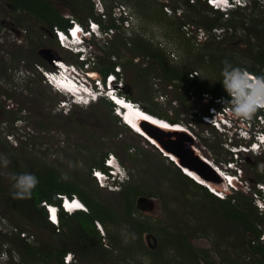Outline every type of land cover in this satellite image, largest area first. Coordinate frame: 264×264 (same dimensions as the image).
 Returning a JSON list of instances; mask_svg holds the SVG:
<instances>
[{
  "label": "rangeland",
  "instance_id": "1",
  "mask_svg": "<svg viewBox=\"0 0 264 264\" xmlns=\"http://www.w3.org/2000/svg\"><path fill=\"white\" fill-rule=\"evenodd\" d=\"M52 1L63 16L76 18L82 23L88 22L91 16L89 11L94 6L93 0ZM104 1L108 5L116 1L122 3L128 6L130 15L136 16L128 24L130 27L129 30L126 29V34L122 31L112 40L122 50V58L119 59L122 63L132 59L129 67L122 68L126 77V89L133 92L142 106L163 112L177 120L176 122L193 123V136H190L197 139L195 146L202 148L204 154L212 160L230 161L233 156L228 151L230 149L223 146L225 138L201 123L199 118H192L195 114L198 116L199 111H205L204 94L201 96L194 90V93L184 96L186 102L180 101L183 88L178 83L165 79L159 69L152 72L143 70L151 60L133 51L134 44H124L126 38L133 41L142 36L143 39L151 40V45L163 50L172 64L180 60L193 63L196 68L194 74H199L198 78L203 81L204 87L215 94H225L220 81L223 61L228 60L243 69L251 66L259 69L262 65L258 61L260 51L264 50V35H253L250 38L248 32L256 28L262 30L264 11L251 7L234 14L233 17L230 15L227 18L225 14L224 17L228 20L223 19V22L227 24L231 21L234 26L239 25L238 30L235 27L230 29L220 26L218 32L212 33L213 29L210 33L204 27L205 22L215 20L222 11H208L203 1L199 4L197 0H190V5L184 4L182 0ZM132 3L136 6L133 7ZM189 6L195 7L188 8ZM196 7L202 13L195 14L194 17L193 8ZM13 11L14 8L8 1L0 0V251L7 252L0 264H24L22 255L7 240L17 237L16 234L8 232L15 227L34 234V244L59 246L58 238L52 236L49 230L35 226L18 211L7 207L5 201L13 191V173L44 172L46 169L56 170L66 179L71 178L80 183L88 192L94 193L102 201L105 200L120 215L117 225L108 223L109 231L112 232L110 238L105 226L106 234L100 232L107 250L91 246L89 262L83 263L163 264L165 261L162 260L165 258L173 261L180 257L175 242L169 245L170 241L164 239L165 244H162L157 234L152 232L143 233L140 238L137 227L123 213L124 203L121 196L96 185L91 176L90 165L95 163L94 158L110 153H115L128 168L131 174L130 183L142 189V194L136 199L137 223L150 222L161 230L164 228L174 238L180 236V244L188 242L201 255L208 252L216 264L223 263L225 258L232 264H253L254 256L245 244L249 239H254V235L245 234L244 228L226 217L209 199L182 184L177 177L178 171L184 175L182 170L150 142L120 124L112 115L107 101L100 100L87 107L73 106L68 114L67 109L61 110L58 107L62 96L44 84L36 67L39 57L42 59L39 52L43 49H50L52 52L57 50L69 63H76L75 57L57 47L52 34L35 15ZM18 14L26 16V23L18 22ZM242 20H246L244 27L240 25ZM169 23L172 25L168 26ZM181 23H187L195 31L203 29L207 36L201 34L204 40L198 42L177 27ZM173 31L179 39L174 40L167 36L168 32L173 34ZM91 47L94 55L104 54L103 48L98 47L95 42H91ZM44 55L50 57L49 53ZM203 57L210 60V67L203 61ZM103 60V63L119 62L118 59L114 61L115 58L108 57ZM79 67L86 69L82 65ZM89 69L97 71L98 76H101L98 64H92ZM20 119L25 120L27 126L33 130L32 133L29 132L30 135L26 136L28 127H23V130L16 127L17 121V126L21 124ZM8 134L14 136L12 141ZM165 140L171 144L172 149L177 150L179 145H184V140L178 138ZM240 143L243 142L238 141ZM240 154L239 166L244 172V179L243 185L238 184L237 187L244 191L248 199H254L258 191L257 185L264 183L261 179L264 177V153L261 156H255L253 152ZM193 159L197 161L194 156ZM5 160L7 164L4 163ZM204 171L207 169L204 168ZM141 198L147 202L139 206L138 200ZM233 203L237 201L233 200ZM253 211L257 217L263 216L260 229L264 230V213L262 214L259 207L257 210L253 208ZM148 235L155 237L156 241L151 239L147 242ZM113 236L117 238L115 241L118 247L110 242ZM260 240L264 242V234ZM134 258L141 261L137 262ZM78 262L81 263L80 259ZM30 264L47 262L31 261Z\"/></svg>",
  "mask_w": 264,
  "mask_h": 264
},
{
  "label": "trees",
  "instance_id": "2",
  "mask_svg": "<svg viewBox=\"0 0 264 264\" xmlns=\"http://www.w3.org/2000/svg\"><path fill=\"white\" fill-rule=\"evenodd\" d=\"M6 1H8L11 7L14 8L13 12H17V13L22 12L25 14L35 15L42 23L45 24V28L49 30V32L53 31V28L55 26L60 28H66L69 25V18L63 16V14L57 8L55 2L52 0H6ZM182 1L184 2V4L187 5L191 4L189 2L190 0H182ZM200 2L201 0H198L199 4ZM104 3L106 4L107 7L106 10L109 12L110 18L112 19V13H113L112 9L117 3V1L109 5L107 4L106 1H104ZM132 4L133 7L136 6L135 3ZM204 5L206 6L205 8L208 9V11H212L214 13H220L219 10H215L209 7L205 2ZM192 7L195 6H189L188 8H192ZM251 7H257L262 11H264V5L255 0L254 3L249 7L239 8L237 10H233L230 13L226 14L227 18H229L230 15H232L233 17L234 14L241 13L240 11L249 9ZM193 10L195 11L194 17L195 14L199 15V13H202V10L201 11L197 10V7L195 9L193 8ZM89 14L91 15L90 17H94L97 20H100V17L95 13L94 6L89 11ZM224 15L225 13H220V15L215 20L205 22L204 27L207 29V31L211 33V31L214 28H220V26H227L230 29H233L232 27H235L238 30L239 25L234 26L231 23V21L227 24L223 22V19L228 20L224 17ZM16 17L20 24H24L27 21L25 15L22 16L18 14ZM245 21L246 20H242L240 22V25L242 27L246 25ZM186 24L181 23L177 27L179 29L180 28L183 29V27L186 26ZM109 25L119 28V26L115 23L114 19L111 20V23ZM167 25L171 26L172 24L169 23ZM103 27L105 29L107 26L103 25ZM175 34L177 33H175L174 31L173 34L168 32L167 36H171V38L174 40L179 39V37L175 36ZM248 34L250 38L253 35L263 36L264 27H262V30L261 28L251 29L250 32H248ZM114 43L115 42H112L111 45H109L106 49H103L104 51L103 55L98 56V63L100 66V70L104 75L115 71L114 66L118 63H121L125 69L126 67H129L132 63L131 58L128 59L129 62L126 61L125 63H122L119 60L122 58V50L117 46V44ZM128 43H130L131 45L134 44L133 51L139 53L140 55H143L144 58L151 60V62L147 64L146 68H144L143 70H147L146 72H152L153 70L159 69L164 74L165 79H167L170 82L178 83L180 87L183 88L184 91L182 94L183 97L180 98V101L186 102L184 96H188L189 93L190 94L194 93L193 92L194 90L199 92L201 96L203 94L204 95L209 94L216 97L228 96L227 93L215 94L207 87H204L203 81L198 78L199 77L198 73L196 76L192 77L191 75L196 71L195 70L196 68L194 67L193 63L191 64V62L189 63L188 61L182 62L180 60V62H178V63L182 62L180 65H176L178 63L172 64V62H170V60L166 57V54L163 50L159 48H155L154 46L151 45V40H147L146 38L143 39V37L140 36L138 37V39L133 41L126 40L124 45L127 46ZM259 56L260 59L258 62L262 64L261 67L257 69L255 66H251L246 68L245 70H249L260 76V75H264L263 74L264 50L260 51ZM105 57L116 58L119 60V62L112 61V63H103L104 61L103 58ZM203 59H204L203 61H205V63L208 64V66L210 67L211 65L210 60H208L207 57L205 58L203 57ZM36 63L47 65V62L43 60V58L40 59V57L38 62ZM189 64L191 65V67ZM122 93H124L128 98L132 100L134 99L136 100V97L133 94V92L127 90L126 87ZM143 108L146 111L154 115H157L161 118L168 119L169 121L172 122L177 121L173 118H170L169 116H166L165 113L158 112L157 110L152 109L148 106L143 105ZM110 110L112 113V109ZM259 112L260 111H257V113ZM13 119H17V118H13ZM106 155L107 154H102L100 158L97 157L94 158L95 163H92L90 165L91 169L93 167H104V159ZM32 173H34L38 177L39 183L33 189L31 198L14 199L11 192L8 198H6L5 200L6 206L18 211L23 218L29 220L30 222L35 224V226L49 230L52 236L58 238L59 246L49 247L48 244H38V243L34 244L33 241L34 239H36L34 234L28 231H24L22 229L23 232H27L29 236H33V238L26 239V238H21L20 234H17V232L13 230H8V232L17 235V237L7 238V240L9 239L8 241L12 243L15 249H17L20 255H22L23 257L22 263L30 264L31 261L32 262L45 261L47 262V264H65L64 256L70 252H73L76 257L78 256V259H80L81 262H85V261L89 262L88 255L92 247H97L98 249L101 248L103 250H107V248L104 247L103 237L100 235V231L96 226V222L102 223L103 226H105L108 231H109L108 223L117 225L120 221V215H118V213L115 210H113L112 206L108 204L105 200L102 201L94 193L91 194V192H88L87 189H85L80 183L72 180L71 178L66 179L62 174H60L56 170L46 169L44 170V172L38 171ZM177 177L179 178V181L182 184H184L185 186H189L190 188H192L193 191L201 194L200 196L203 195L204 197L209 199L210 202L213 203L216 207H218V209L226 217L235 221L240 227L244 228L245 234L247 233L253 234L255 238L249 239V241L246 244L245 243L244 244L245 246L247 245L249 249H251L252 255L254 256L253 264H264V242L260 240L262 234H264V230L260 229L263 223V216L257 217L255 215L253 208L257 210V207L254 204V199L252 197L251 199H248L244 191L240 190L239 188H237L236 190L237 195L235 196L232 195L227 199H220L217 196L210 193L207 188L197 184L191 178L183 175L180 171H178ZM261 179L264 180V177ZM117 193L123 199V203H124L123 213L125 214V217L134 223V227H137V229L136 228L135 229L137 230L138 236H140V238L142 237L143 233L152 232L157 234L162 244H165L164 239L166 241L168 240L170 241L168 243L169 245H171L172 242H175V248L178 251L180 257L174 258L173 261L170 258H165L164 260H162L165 261L163 264H216L215 261L211 259L210 257L211 255H209L208 252L205 251V253L201 255L197 252L195 248H192V246L189 245L188 242L185 241L183 245L180 244L179 243L181 240V238H179L180 236L174 238V236L170 232L168 231L166 232L164 228L161 230L158 226H155L150 222L140 221L137 223L135 219V213L137 211L136 199L140 194H142V189L140 186L136 184H131L129 182L128 184L123 186L120 192ZM59 194L60 195L66 194L69 196L71 195L79 196L88 206V212H78L73 215H67L63 213L61 215L60 227L54 226L48 221L47 212L45 207L42 206V202L45 201L52 204H58L60 202V199L58 198ZM233 200H236L237 203H233ZM111 235L112 232L109 231V238L111 237ZM115 239L117 238L113 236L110 242H112L113 244H115L116 247H118V243L115 241ZM78 259H76L77 262L74 264H78ZM136 261L140 262L141 260L137 258ZM219 264H232V263L227 258H225L224 262Z\"/></svg>",
  "mask_w": 264,
  "mask_h": 264
},
{
  "label": "clouds",
  "instance_id": "3",
  "mask_svg": "<svg viewBox=\"0 0 264 264\" xmlns=\"http://www.w3.org/2000/svg\"><path fill=\"white\" fill-rule=\"evenodd\" d=\"M230 1L233 4L229 5L228 2L226 4L225 9H220L219 7H217L216 9L214 6H212L211 8L213 9L215 8L216 10H220L222 11V13H225V12H231L233 10H237L239 8L249 7L247 5H239L237 3L238 0H230ZM102 2L101 0H93L95 13L100 17V20H97L94 17H89L88 22L86 21L85 23H82L78 19L74 18L76 21V26L74 27L73 31L70 32L69 28L72 26L73 23L71 22L72 18H69V25L66 28L58 27L63 31L62 32L63 34L61 35V39H58L54 31V28L53 31L50 32L56 42L57 47H59L60 50L70 52L75 57L76 63H72V64L76 66L75 67L76 69L70 68L68 66L69 62L63 56L59 55L57 50H54L52 52L50 49L47 50L50 51L49 53L50 57L53 58L52 62H49V60H47L46 59L47 57L45 56L46 58L43 57L42 58L47 62V65L36 63V67H38V70L40 72V75L42 76V81L44 82V84L48 86L54 93L62 96V99L58 103V107L61 110L67 109V114L71 111V107L73 106L87 107L92 105L93 103L99 102L100 100H105L109 104L110 109H112V115L119 120L120 124L126 127L131 133L138 135L145 141L152 142L154 140L151 137H149L142 129H137V127L134 128L130 126L128 122H126L127 121L126 116L128 115L129 112L127 107L135 106L137 108H142L143 110L145 109L143 108L140 102L132 100L128 98L124 93H122L126 87L125 86L126 81H124L125 83H123L122 89H118L119 86L118 81L120 79V74L116 72V67L121 66L123 68V65L121 63L116 64L114 66L115 71L110 72L106 75H104L101 72L99 66V72L101 73L100 74L101 76H98L97 71L91 70L89 69L90 67H87L88 64L92 65L93 62L92 57H95L96 59L95 64H93V66L97 64L99 65L98 56L94 55L95 53L92 50L91 42H95L98 47L101 46L103 49H106L113 42L112 40L117 34H121L122 31L125 32L126 29L129 30L130 26L128 24H130L133 21V18H136L135 15L129 14L128 6H125L122 3L119 4V2H117L112 9L113 10L112 19H114L115 23L119 26V28L109 25L112 19L110 18L109 12L106 10L107 9L106 4L104 3L103 0ZM118 5L123 6L125 10L122 11V13L115 14V7ZM103 13H106L108 18L104 19L102 17ZM92 23L94 24V26H92ZM103 25H106L107 27L104 29ZM184 27H183V31H185L186 34L188 32L186 27H188V30L189 31L191 30L193 32V35L190 37L191 38L194 37L195 40H198L200 30L202 29L200 30L198 29L197 31H195L193 30V28L191 29L190 25L187 26V24ZM109 29H112L114 32L110 33ZM106 32H108V34L110 35L106 34ZM126 40L129 41V38H126ZM171 57L175 58L174 56ZM116 60L117 59L115 58L114 61ZM79 65L85 66L86 69L80 68ZM247 71L239 66L233 65L230 61L225 60L223 61V67L221 68L222 79L220 80L225 92L230 97V100L227 101L226 103L230 106V112L232 117L237 119H244V120L251 119L257 111H260L259 113H264V75L256 76L255 78H253ZM123 76L124 79H126L125 74ZM59 80H61L64 83H61V81ZM71 83L74 85L75 88L74 90L68 89ZM64 84H66V86H64ZM63 101H66V103ZM118 101H121L122 103ZM134 103H138L139 106L135 105ZM17 120H19V118H17ZM20 120H21V124L18 126L16 125V127L22 130L23 127L24 129L28 127V134L26 136L30 135L29 132L32 133L33 130L29 126H27L25 120L24 121H22L23 119ZM169 123H178V122L170 121ZM6 125L7 124L5 123V126ZM239 127L240 126L237 125L234 130L232 129L231 134H229L228 132L220 133L216 129H212V130L225 138L226 142L223 146L226 147V149H230L228 151L230 152L237 151L239 153L245 152L249 154H251L252 152L254 153V149L248 147L253 138L252 137L254 134L252 133L253 130L250 129V134L252 136H248V135L245 136L239 131ZM145 130H147L151 136L156 138V140L161 141V139L158 138L157 135L155 134L154 128L145 125ZM229 138H231L230 141H228ZM194 140L196 141V139ZM238 141H242L243 143L240 144H245L246 149H244L242 145L238 144ZM227 143L230 145V148L227 146ZM159 149H160L159 151H161V153H163V155L166 158H170V160L182 170L185 176L191 178L197 184L207 188L210 193H212L213 195L217 196L220 199H227L230 196L234 195L235 191L238 188L237 187L238 184L243 185L244 172L239 166L238 159L234 160L233 157H231V160L228 162L227 161L217 162L216 160H213V162L215 163H211L213 167L207 169V173L205 174V177L208 179H205L200 177L199 175L194 176L189 171H186L184 167H182L179 163H177V161H175L169 154L164 152L160 147ZM4 163L7 164V160H5ZM262 164L264 165V162ZM94 168L100 169V171H105L107 174H109V171L112 170L114 173H111L109 175L115 176V179L120 182L122 188L124 185L128 184L131 181V174L128 168L120 161L118 157L115 156L105 157L104 167H93L91 169V176L93 175ZM239 169L241 171H239ZM11 179L13 181L12 196L14 199L31 198L33 189L39 183L38 177L31 172L13 173L11 175ZM122 188L120 190L108 191V192L117 193L120 192ZM257 190L258 191L256 192L255 194L256 196L254 198V204L256 207L260 208L263 214L264 213V183L258 184ZM72 196L73 195L69 196L66 194L65 195L59 194L58 198L60 199V202L58 204H52L45 201L42 202V206L45 207L47 212V219L51 224H53L56 227H60L61 215L63 213L67 215H73L78 212H88L87 205L77 195H75L77 196L76 199H78L76 201L81 202L79 208L76 207L75 209L70 210L67 206H65L64 204L65 199H71ZM85 205L86 207H83ZM50 216L52 219L50 218ZM1 226H3V224H1ZM96 226L102 234H106L105 228L102 223L96 222ZM15 232H17V234H20L23 231L18 229ZM70 253L73 254V252ZM6 256H7V252L5 251L0 252V260L5 259ZM78 264H85V263L78 262Z\"/></svg>",
  "mask_w": 264,
  "mask_h": 264
},
{
  "label": "built area",
  "instance_id": "4",
  "mask_svg": "<svg viewBox=\"0 0 264 264\" xmlns=\"http://www.w3.org/2000/svg\"><path fill=\"white\" fill-rule=\"evenodd\" d=\"M193 1L194 0H192V2ZM201 1L207 3V5L209 7L214 6L216 9H217V7H219L220 9H225L226 4L228 2H229V5L233 4L230 0H221V1L220 0H201ZM254 1L255 0H238L237 3L239 5L250 6V4L254 3ZM256 1H258V2H260V3H262L264 5V0H256ZM124 10H125V8L123 6L118 5V6L115 7V14L122 13V11H124ZM225 14H228V12H225ZM102 17L104 19L108 18L106 13H103ZM71 22L73 24L69 28L70 32H72L74 27L76 26V21H75L74 18L71 19ZM92 26H94L93 23H92ZM186 29L188 31L187 34L189 36H192L193 32L191 30L189 31L188 27H186ZM54 31H55L58 39H61V35L63 34L62 33L63 31L60 28L56 27V26L54 27ZM218 31H219V28H214L213 33L214 32H218ZM109 32L113 33L114 31L112 29H109ZM106 34H108V32H106ZM201 34L206 35L203 29L200 30V34H199L198 40H197L198 42H202L204 40L203 39V35L200 36ZM108 35H110V34H108ZM61 41H63V40H61ZM92 60H93L92 64H95V61H96L95 57H92ZM68 66L70 68H72V69H76L75 68L76 66L74 64H72V63L71 64L68 63ZM87 67H91V64L90 65L88 64ZM116 72L120 74V79L118 81V85H119L118 89H122V85H123V83L125 81L124 76H123L124 74H123V71H122V67L121 66H117L116 67ZM247 72L253 78H255L256 76H259L257 74H254V73L250 72V71H247ZM263 74H264V68H263ZM196 75H197V72L195 74L193 73L191 76L193 77V76H196ZM203 97L205 98L204 99V104H206L205 111H201V112L199 111L198 116H197V114L192 116L193 119L196 120L197 118H199L198 120H200L201 123H203L204 125L209 126L211 129H216L220 133L228 132L229 134H231V130L232 129L234 130L236 128V126L238 125V126H240L239 127V131L242 134H244L245 136H247V135L248 136H252L250 134V129H252L253 130L252 133H254V134L252 136L253 137L252 141H251V143L249 144L248 147L254 149L255 156L263 155V153H264V113H257L256 112L253 115V117L251 119H248V120L233 118L232 115H231V112H230V106L226 103L227 101L230 100L229 96H227V97H216V96H212V95H209V94H205V95H203ZM63 102L66 103V101H63ZM134 104L139 106L138 103H134ZM18 123L19 122L17 121L16 125ZM178 123L182 126L183 129L188 130L189 131L188 133L191 136H193L192 133H191V131L193 132V129H194L193 128V123H185L183 121L178 122ZM174 127H180V126L179 125H174ZM9 135L10 134H8L9 139L13 140L14 136H9ZM194 139H196V138H194ZM230 140H231V138L228 139V141H230ZM240 145H242V147L244 149H246V145L245 144H240ZM227 146L230 148V145L228 143H227ZM230 153L233 156L234 160L235 159L239 160L240 155H241L239 152L232 151ZM108 163H109V161H108ZM239 171H241V170L239 169ZM111 173H114V172L112 170H110L109 174H111ZM109 174H107L105 171H100V169L94 168L92 177L94 178L95 182L97 183V185L100 188H104V189L107 188V190H109V191L120 190L122 188L120 182L115 179V176H113V175L110 176ZM76 198H77V196L73 195L71 199H65V203H64L65 206H66V202H71L72 203V202H75L76 200H78ZM78 202L81 205V202L80 201H78ZM83 207H86V205L83 206ZM50 218H51V216H50ZM99 226H100V224H99ZM17 230H18L17 228H14V231H17ZM20 235H21L22 238H26V239L27 238H33V236H29L27 232H21ZM76 259L77 258H76L74 253L73 254L72 253H68V254H66L64 256L65 264H74L76 262Z\"/></svg>",
  "mask_w": 264,
  "mask_h": 264
},
{
  "label": "bare ground",
  "instance_id": "5",
  "mask_svg": "<svg viewBox=\"0 0 264 264\" xmlns=\"http://www.w3.org/2000/svg\"><path fill=\"white\" fill-rule=\"evenodd\" d=\"M59 81H61V80H59ZM61 83H64V82L61 81ZM64 86H66V84H64ZM68 89L74 90L75 89L74 85L71 83L70 86L68 87ZM118 102L122 103L121 101H118ZM126 102H128V101H126ZM127 108L129 110V112H128V115L126 116V120H127L126 122H128V124L130 126L134 127V128L137 127V129H142L149 137H151L154 140V141H152L153 144H152L151 141H148V142H150L151 145L155 146L158 150H160L159 149V147H160L164 152L169 154L175 161H177V163H180V159L175 153L168 152V150H166L165 147H164V143H162L161 141L156 140V138L151 136L149 134V132L147 130H145V125H147V126H149L151 128L157 127V128L163 129V130L169 129V130H173V131H181V132H184V133H187L189 131L186 130V129H182V126L179 123H169L166 119H162V118H160V117H158V116H156V115H154V114H152V113H150V112H148L146 110H143L142 108H137L135 106H130V107H127ZM174 125H179L180 127H174ZM155 130H156V128H155ZM187 144L190 146V148L192 150H194V152L196 154L202 156L203 159L207 160L210 163H215V162H213L212 159H210L208 156H206L204 154L202 148L197 147L195 145L193 146V145H191L189 143H187ZM110 156L118 157L115 153L107 154L105 157H110ZM184 169L186 171H189L190 173H192L194 176H197V174H195L191 169L187 168L186 166L184 167ZM232 181H233V179H232ZM76 205H79V207H80V203L78 201H76L74 203L66 202V206L70 210L75 209L77 207Z\"/></svg>",
  "mask_w": 264,
  "mask_h": 264
},
{
  "label": "water",
  "instance_id": "6",
  "mask_svg": "<svg viewBox=\"0 0 264 264\" xmlns=\"http://www.w3.org/2000/svg\"><path fill=\"white\" fill-rule=\"evenodd\" d=\"M39 53H41L43 58L45 57V53H50L49 50L47 49H43L42 51H40ZM47 60H49V62H52L53 58L52 57H47ZM154 128V127H153ZM156 128L155 134L157 135L158 138L161 139V142L164 143V147L166 150H168V152L170 153H175L179 159H180V165L182 167H187L189 169H191L195 174L199 175L202 178L208 179L205 177V174L207 173V171H204V168L208 169V168H212L213 165L208 162L207 160L203 159L202 156L196 154L194 152V150H192L190 148V146L187 144H191V145H195L196 141L194 139H192L193 137L190 136L189 133H184V132H179V131H173V130H163L160 128ZM154 128V130H155ZM174 134V135H173ZM166 138H178V140L183 141L184 140V145L178 147V149H172L171 148V144H169L165 139ZM196 157L197 161H194V159L192 160V157ZM147 202L146 199L141 198L140 200H138V205L140 206L141 203H145ZM155 237H152V235H148L146 237L147 242L151 241V239H153L154 241H156V239H154Z\"/></svg>",
  "mask_w": 264,
  "mask_h": 264
},
{
  "label": "snow or ice",
  "instance_id": "7",
  "mask_svg": "<svg viewBox=\"0 0 264 264\" xmlns=\"http://www.w3.org/2000/svg\"><path fill=\"white\" fill-rule=\"evenodd\" d=\"M77 207H79V205H76Z\"/></svg>",
  "mask_w": 264,
  "mask_h": 264
}]
</instances>
